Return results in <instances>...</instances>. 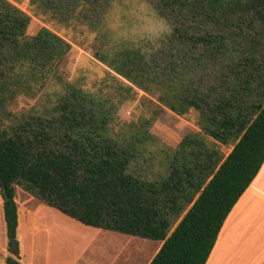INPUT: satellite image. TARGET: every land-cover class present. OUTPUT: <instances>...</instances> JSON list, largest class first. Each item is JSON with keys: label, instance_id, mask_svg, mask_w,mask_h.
Returning a JSON list of instances; mask_svg holds the SVG:
<instances>
[{"label": "trees", "instance_id": "16d2710c", "mask_svg": "<svg viewBox=\"0 0 264 264\" xmlns=\"http://www.w3.org/2000/svg\"><path fill=\"white\" fill-rule=\"evenodd\" d=\"M115 0H31L61 23L103 31L94 16ZM173 29L163 47L101 48L96 57L129 85L118 102L75 85L50 116L15 129L0 120V190L12 256L19 257L16 186L63 215L95 229L163 246L151 264H207L234 207L264 165V0H152ZM103 10V9H102ZM31 17L0 0V112L14 96L8 64L45 70L71 44L48 29L29 37ZM214 65L210 87L192 81ZM10 70V68H9ZM260 87V89L258 88ZM136 89L157 95L178 116L199 114L202 133L182 139L168 156V175L151 182L130 172L146 139L111 136L118 106ZM206 137L224 147V157Z\"/></svg>", "mask_w": 264, "mask_h": 264}, {"label": "rangeland", "instance_id": "374dc122", "mask_svg": "<svg viewBox=\"0 0 264 264\" xmlns=\"http://www.w3.org/2000/svg\"><path fill=\"white\" fill-rule=\"evenodd\" d=\"M8 1L31 17L27 32L29 37L48 29L71 44L72 48L61 62L45 70H34L24 64H8L6 70L12 80L10 87L14 96L0 112L2 129L6 131L15 129L31 117L50 116L71 85L106 98L112 97L113 101L119 103L117 90L120 85L129 83L97 59L98 51L103 47L114 50L135 47L144 53H152L154 49L163 47L173 32L172 27L158 16L152 0H115L109 8L102 6L103 10L100 9L94 16L95 21H104L101 33H93L81 24L62 25L51 15L33 7L31 0ZM218 76V69L210 65L207 69L198 68L192 81L207 88L216 82ZM260 87L264 88L263 85ZM136 93L134 99L119 104L111 136L117 141L136 136L146 138L140 145V156L131 165L130 172L156 182L167 177L168 156L182 139L202 133L199 114L191 111L185 116H178L165 108L157 95H149L138 89ZM206 139L211 147L222 151L224 157L233 150V146L224 147L209 137ZM16 191L17 204L28 223L26 229L22 227L19 230L23 238L21 254L27 264H71L69 260L78 257L82 258L76 264H121L133 254L130 246L117 249L112 246L107 249L106 260L104 251H99V241L86 252L87 249L83 250L79 241L89 242L94 237L79 235L87 232L46 210L47 206L39 197L26 192L22 186L17 185ZM26 193L30 196L28 199ZM0 198H3L1 191ZM2 212L4 215L3 209ZM1 221L0 264H5L12 254L9 252L6 225L2 224V218ZM61 229H69L70 233H77L79 237L70 234L62 242L60 237L55 236V233H62ZM36 232L40 233L37 241L31 234Z\"/></svg>", "mask_w": 264, "mask_h": 264}, {"label": "crops", "instance_id": "0c3cea01", "mask_svg": "<svg viewBox=\"0 0 264 264\" xmlns=\"http://www.w3.org/2000/svg\"><path fill=\"white\" fill-rule=\"evenodd\" d=\"M25 196L27 199L30 197L28 193H26ZM2 209L4 210V200L3 198H0V221L2 218V224L6 225L5 214L3 215ZM18 210L19 226L17 237L19 241V257L21 263L27 264L21 254L23 238L21 233H19V230L22 227L26 229L28 227V223L25 221V216L22 215L19 205ZM46 210L58 214L61 218L79 226L82 230L87 232L80 233L79 235L82 237H94V240L89 242L82 239L79 241L80 246L84 247L83 250L87 249L86 252L89 251V249H92L96 242L99 241V251H104L106 260L108 247L114 246L117 249L121 246L127 245L126 247H132L134 252L130 255L128 260L122 261L121 264H151L164 244L163 242H154L138 237L126 236L115 232L87 227L63 215L56 209L47 206ZM26 220H28V217ZM61 232L62 233H55V236L60 237L62 242H64L70 234H74L76 237L78 236L77 233H70L69 229H61ZM26 234L28 233H25V235ZM31 234L37 241V237L40 233L36 232ZM36 244L37 242L35 245ZM0 247H2L1 243ZM80 259L78 257V259L75 258L69 261H71V264H76V261L80 262ZM108 263L111 264L110 262H106V264ZM65 264H68V262ZM207 264H264V165L262 166V169L256 179L229 215Z\"/></svg>", "mask_w": 264, "mask_h": 264}, {"label": "bare ground", "instance_id": "6f19581e", "mask_svg": "<svg viewBox=\"0 0 264 264\" xmlns=\"http://www.w3.org/2000/svg\"><path fill=\"white\" fill-rule=\"evenodd\" d=\"M106 241V240H105ZM105 241H104V243H105ZM115 242V241H114ZM117 243V242H116Z\"/></svg>", "mask_w": 264, "mask_h": 264}]
</instances>
